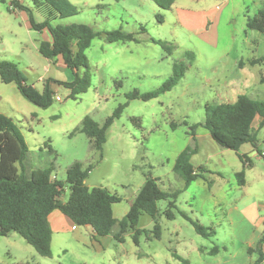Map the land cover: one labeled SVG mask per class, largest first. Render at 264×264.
I'll return each mask as SVG.
<instances>
[{"label": "rangeland", "instance_id": "374dc122", "mask_svg": "<svg viewBox=\"0 0 264 264\" xmlns=\"http://www.w3.org/2000/svg\"><path fill=\"white\" fill-rule=\"evenodd\" d=\"M69 2L78 14L56 18L53 26L84 24L95 32L121 29L139 41L106 43L95 38L85 51L88 69L78 70L79 76L87 72L90 77L87 92L74 100L69 89L51 83L53 101L46 109L24 99L15 84L0 81V114L10 118L24 138L25 166L28 170L51 168L52 178L59 182L65 181L67 170L76 162L83 170L90 168L85 180L89 189L103 188L120 197L112 206L116 220L126 215L146 178L156 179L163 192L181 190L172 210L175 218L165 217L167 201L158 202L160 237L148 239L154 221L141 214L138 246L132 231L118 243L112 235L92 236L86 227L57 228L53 223L50 258L38 256L18 234L0 236V264H182L174 253L188 264H250L256 255L250 258L248 246L254 248L264 236V226L257 228L264 221V158L259 156L264 153V128L258 129L259 120H255L256 148L245 144L235 152L218 146L203 127L194 130L193 140L189 127L204 122L207 105L233 103L240 95L264 102V65L237 66L250 56L247 41L264 40V35L246 27L247 18L263 9L259 0H176L169 11L160 10L151 0ZM24 3L29 5L28 0ZM212 9L219 10L217 19L199 22V15ZM181 11L194 15L186 27L178 22ZM33 15L37 22L46 20V7L34 8ZM46 37L30 28L25 12L12 9L11 0H0V61L15 64L27 85L40 92L48 80H73L61 58L49 61L40 55L38 48ZM151 38L170 45L171 53ZM186 52L194 55L190 64ZM179 62L187 70L171 91L148 102L126 98L133 91L159 89ZM225 81L234 87L224 86ZM125 103L106 132L102 150L97 151L94 140L85 134L86 120L100 128ZM132 119L139 120V125ZM185 148H196L191 159L195 169L203 164L210 169L187 189L172 170ZM238 154H247L253 166L244 167ZM239 172L244 173L243 186L236 184ZM69 193L65 187L63 201ZM182 212L213 229L215 235H197ZM213 247L219 248L216 255L210 254Z\"/></svg>", "mask_w": 264, "mask_h": 264}, {"label": "trees", "instance_id": "16d2710c", "mask_svg": "<svg viewBox=\"0 0 264 264\" xmlns=\"http://www.w3.org/2000/svg\"><path fill=\"white\" fill-rule=\"evenodd\" d=\"M151 1L160 10L169 11L176 0ZM28 2L29 5H26L24 0H11V6L13 10L25 12L28 15L29 25L33 31L48 32L50 41L40 43L38 48L40 55L49 61L61 58L64 66L73 74V80L70 82L46 81L40 92L33 86L27 85L24 74L15 64L9 61H0V81L4 84H15L18 93L39 108L46 109L52 104L51 83L69 89L70 96L74 100L78 95L87 92L90 87V77L87 72L79 76L78 70L88 69L85 51L95 38H103L106 43L139 41L134 34L123 32L121 29L95 32L84 24L53 26L51 22L56 18L64 19L78 14L77 8L69 0H28ZM40 7H46L47 18L42 22H37L33 15V9ZM157 19L162 22V17H157ZM246 27L248 30L264 35V6L256 15L247 18ZM144 33L145 29L141 28L140 34ZM150 41L171 53L172 48L167 43L152 38ZM185 57L189 64L194 60L192 53L186 52ZM248 65L252 67L264 65V57L248 61ZM186 70L187 66L184 62L175 63L172 66L170 77L159 89L147 93L133 91L128 93L126 98L143 102L155 99L161 94L171 91L184 77ZM261 81L264 82V76ZM126 106V103L119 105L100 128L86 120L85 134L94 140L97 151L102 150L106 142L107 130L114 120L120 117ZM205 111L204 122L189 127L193 140H195L194 130L197 127H203L208 131L210 138L224 149L238 152L245 144L256 148L257 138L252 126L258 119V129L264 128L263 101L240 95L233 103L207 105ZM132 120L139 125V120ZM183 125L186 126L187 123L183 122ZM49 152H51V147H49ZM195 154L196 148H185L174 161L172 170L183 181V189H187L195 180L202 178L204 173L209 172L204 166L196 169L193 167L191 158ZM27 155L28 148L21 133L10 118L0 114V236L18 234L42 258L51 257L53 233L48 218L53 211H59L74 226L90 227L98 237L112 235L118 243H123L124 235L128 231H132V240L136 246H138V238L143 232L137 229L141 214H147L154 221L152 237L147 235L148 239H159L160 237L158 202L167 201L165 217L168 220L175 218L172 210L175 208V200L181 190L172 193L163 192L156 179L146 178L126 215L121 220H116L113 217L112 206L119 203L121 199L103 188L89 189L85 185V180L90 168L83 170L81 165L76 162L67 170L65 181L59 182L52 178L51 168L28 170L25 166ZM259 156L264 158L262 153H259ZM238 158L244 167H251L246 155L238 154ZM235 177L237 184L243 186L245 183L244 173H236ZM65 187H68L70 193L67 200L63 201L61 197ZM181 216L192 225L195 233L202 238H210L215 235L213 229L199 225L185 213L182 212ZM263 244L264 236L256 247L247 249L248 255H256V259L251 264L263 263ZM218 252L219 248L213 247L210 254L216 255ZM173 256L182 264H188L186 260H182L175 253Z\"/></svg>", "mask_w": 264, "mask_h": 264}, {"label": "crops", "instance_id": "0c3cea01", "mask_svg": "<svg viewBox=\"0 0 264 264\" xmlns=\"http://www.w3.org/2000/svg\"><path fill=\"white\" fill-rule=\"evenodd\" d=\"M259 4L261 5V6H264V0H259ZM181 14H183V16H182V18H180L181 17V15L179 16V14H178V22L183 26V27H186V26H188L189 25V23L187 22V20L188 19H192L193 17H194V15L192 14V13H190V12H187V11H181ZM218 14H219V10H210V11H205V12H202V14L201 15H199V22H206L207 20L209 21H211V22H213V21H215L216 19H217V16H218ZM186 17V18H185ZM41 33H43V34H47V36H49V34H48V32L47 31H42ZM199 34H201V31L199 32H197V35H199ZM45 41H50V36H49V38L48 37H46V40ZM247 49L250 51V56H249V58H247V60H246V63L244 64L241 60H240V62H239V64L237 65L239 68H242V69H244V66H246V65H248V61H251V60H256V59H260L261 57H264V40H261L259 37L258 38H253L251 41H247ZM242 64V65H241ZM249 66V65H248ZM223 85L224 86H228V87H230V88H233L234 87V84L233 83H231V81H229V82H227V81H225L224 83H223ZM223 99H225V98H223ZM257 120V119H256ZM259 122V121H258ZM262 154H264V153H262ZM244 155H246L247 156V154H244ZM193 157V156H192ZM248 157V156H247ZM192 159V158H191ZM248 159H249V161H250V163H251V167L253 166V163H252V161H251V158L250 157H248ZM205 167H206V169L208 170V171H210V169L208 168V166H207V164H203ZM214 174H216L217 172L215 171V172H213ZM213 173H211V174H213ZM218 174H221L220 172H218ZM237 182V181H236ZM237 184V183H236ZM245 185V184H244ZM48 220H49V224H50V227H51V230H52V233H53V235L55 234V232H54V229H53V227H55L54 225H53V223H56V225H57V228L58 227H60V226H67V227H72V229L74 228L73 226V224L71 223V221L67 218V217H65L64 215H62L59 211H53L50 215H49V218H48ZM264 226V221H263V225L261 226V225H259V226H257V228H260V227H263ZM86 228H89L90 229V233L92 234V236H96L95 234H94V232L92 231V229L90 228V227H88V226H86ZM264 228V227H263ZM52 235V236H53ZM263 237V236H262ZM261 236L257 239V241H256V244H255V247H256V245H257V243L259 242V240L262 238ZM249 248H253V246L250 244L249 246H248ZM225 250V249H224ZM262 251H263V254H264V244L262 245ZM250 258H251V255H250ZM249 262H250V264L253 262V260H251V259H249ZM262 264H264V260H263V263Z\"/></svg>", "mask_w": 264, "mask_h": 264}, {"label": "built area", "instance_id": "2783aa9c", "mask_svg": "<svg viewBox=\"0 0 264 264\" xmlns=\"http://www.w3.org/2000/svg\"><path fill=\"white\" fill-rule=\"evenodd\" d=\"M56 100L58 101V100H59V98H56Z\"/></svg>", "mask_w": 264, "mask_h": 264}]
</instances>
